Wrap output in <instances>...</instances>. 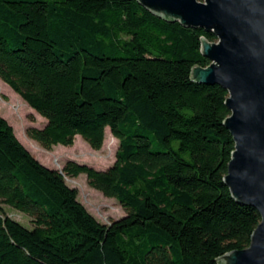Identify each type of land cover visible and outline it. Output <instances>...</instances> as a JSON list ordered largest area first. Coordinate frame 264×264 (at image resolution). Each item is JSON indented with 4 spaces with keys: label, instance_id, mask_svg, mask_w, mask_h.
I'll use <instances>...</instances> for the list:
<instances>
[{
    "label": "trees",
    "instance_id": "16d2710c",
    "mask_svg": "<svg viewBox=\"0 0 264 264\" xmlns=\"http://www.w3.org/2000/svg\"><path fill=\"white\" fill-rule=\"evenodd\" d=\"M199 35L216 39L137 0H0V79L44 118L26 135L46 149L76 134L98 149L105 127L117 140L105 168L57 169L0 115V264H216L248 244L259 215L221 180L226 90L188 78L209 63ZM79 173L124 214L97 220L65 182Z\"/></svg>",
    "mask_w": 264,
    "mask_h": 264
},
{
    "label": "water",
    "instance_id": "95a60500",
    "mask_svg": "<svg viewBox=\"0 0 264 264\" xmlns=\"http://www.w3.org/2000/svg\"><path fill=\"white\" fill-rule=\"evenodd\" d=\"M165 20L210 30L199 38L209 63L190 66L193 82L226 90L229 113L222 120L233 149L221 180L238 202L255 208L259 220L248 244L213 257L216 264H264V0H137ZM60 171V170H59Z\"/></svg>",
    "mask_w": 264,
    "mask_h": 264
},
{
    "label": "rangeland",
    "instance_id": "374dc122",
    "mask_svg": "<svg viewBox=\"0 0 264 264\" xmlns=\"http://www.w3.org/2000/svg\"><path fill=\"white\" fill-rule=\"evenodd\" d=\"M0 115L12 126L19 141L43 164L60 169L64 161L71 159L85 163L95 168H105L114 160L117 140L104 128L102 144L98 149L90 148L86 142L76 134L70 145L54 144L49 149L41 147L29 138L25 129L27 126H41L44 118L29 107L20 96L0 79ZM65 182L77 190L76 197L84 207L99 221L108 222L124 214V210L113 197L104 196L100 191L92 188L86 182L84 173L74 177L64 175ZM3 210L11 218L25 227H31L29 217L23 212L3 204Z\"/></svg>",
    "mask_w": 264,
    "mask_h": 264
}]
</instances>
